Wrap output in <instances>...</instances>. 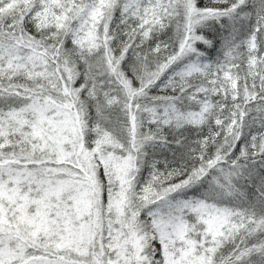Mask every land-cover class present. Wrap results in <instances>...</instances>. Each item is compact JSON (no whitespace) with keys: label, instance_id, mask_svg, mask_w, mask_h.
<instances>
[{"label":"snow or ice","instance_id":"obj_1","mask_svg":"<svg viewBox=\"0 0 264 264\" xmlns=\"http://www.w3.org/2000/svg\"><path fill=\"white\" fill-rule=\"evenodd\" d=\"M0 264H264V0H0Z\"/></svg>","mask_w":264,"mask_h":264}]
</instances>
